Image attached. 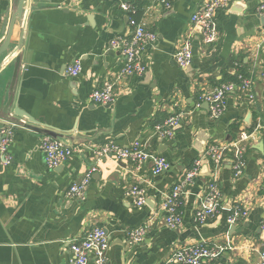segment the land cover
<instances>
[{
    "label": "crops",
    "instance_id": "crops-1",
    "mask_svg": "<svg viewBox=\"0 0 264 264\" xmlns=\"http://www.w3.org/2000/svg\"><path fill=\"white\" fill-rule=\"evenodd\" d=\"M18 1L0 0V47ZM123 3L134 13L121 10ZM263 3L230 0L213 16L217 37L208 45L191 21L203 0H172L169 11L152 0H25L0 54V128L27 119L14 130L11 163L0 161V264H71L69 244L94 227L105 228L110 238L103 264H168L176 251L196 245L229 248L203 264H260L264 130L256 127L264 125V25L257 8ZM132 18L157 37L143 55L146 72L117 82L112 106L90 104V93L115 81L122 67L120 53L109 43L131 34ZM186 40L191 59L182 69L173 56ZM76 60L82 71L69 78L65 70ZM240 74L251 80L253 101L238 88L225 97L222 115L211 119L200 98ZM180 113L172 139L154 135L156 125ZM47 134L76 149L53 170L40 150ZM239 140L244 167L234 177L231 147ZM110 141L122 147L138 141L170 167L153 176L151 162L96 163L93 153ZM210 145L230 149L218 168L203 157ZM197 161L198 177L182 188L181 223L172 230L165 223L167 198ZM90 167L96 171L84 199H67L70 185ZM213 179L221 192L219 213L199 225L194 213ZM134 185L146 191L141 207L125 196ZM237 208L247 217L228 224ZM140 227L147 229L143 241L129 246L128 234ZM95 259L93 252L87 264Z\"/></svg>",
    "mask_w": 264,
    "mask_h": 264
},
{
    "label": "built area",
    "instance_id": "built-area-1",
    "mask_svg": "<svg viewBox=\"0 0 264 264\" xmlns=\"http://www.w3.org/2000/svg\"><path fill=\"white\" fill-rule=\"evenodd\" d=\"M153 3L160 5L163 10L169 11L172 8V0H152ZM230 0H203L202 7L199 12L192 16L191 21L200 28L201 40L205 44H213L216 41L217 33L214 27L213 16L219 9H225ZM120 9L127 13H134L131 4H120ZM257 15L264 17V3L257 8ZM131 34L128 37H114L109 46L113 50H117L122 58V67L115 77V81L110 79L103 83L100 88L94 89L88 96L90 104L102 107H110L115 103L116 93L115 84L117 82L130 79L133 77H142L146 72V66L143 64V55L154 46L156 42V34L149 30L144 23L135 19H129ZM191 59L190 42L186 40L174 53L173 60L180 67L185 68ZM259 62V60H258ZM82 71L81 63L76 60L68 66L65 74L69 78L77 77ZM238 82H227L221 84L207 92L200 98L199 103H207L209 116L211 119H218L223 113L225 97L238 89L244 92L247 99L252 102L253 95L250 93L251 80L237 77ZM197 107H199V104ZM182 120V114H173L164 120L161 124L154 127V135L160 139H172L174 137L175 128L179 126ZM27 121L19 119L0 128V161L3 165L11 163V156L8 154V148L12 142L14 130L19 126H24ZM256 129L264 130V125H258ZM233 144L232 170L234 177L242 174L244 167L243 148L238 144ZM40 150L44 155L45 166L49 170H53L57 166L64 164L75 152V148L67 145L64 141L48 135L42 137ZM229 148L210 145L203 153V157L212 161L214 168L221 166L224 156L229 152ZM96 163L102 159H112L116 162L130 163L139 166L146 162H151V174L153 176L161 175L166 172L170 165L165 158L150 155L138 142H133L128 147H122L115 142H107L93 153ZM200 162L197 161L194 167L189 170L182 182L176 185L167 198L165 207L167 215L165 216L166 226L170 229H176L181 223V214L178 211L180 206L179 198L182 194V188L190 183L194 178L198 177ZM95 167H90L83 177L70 185L65 193L67 199L83 200L85 192L91 180V176L95 173ZM135 207H141L145 204L146 191L141 186H130L125 192ZM221 205V192L218 188L217 181L213 179L208 183L205 195L203 196L199 207L195 210L194 219L201 225L213 219L218 213ZM247 217V213L243 210L236 209L228 216L226 222L234 224L240 219ZM264 230V222L261 224ZM146 227H140L132 230L128 234V245H134L142 242L146 234ZM110 238L105 228L94 227L87 230L78 242L69 244V254L71 264H87L91 253L94 252L95 263L103 264L104 253L108 250ZM228 247L220 245H196L191 247H183L176 251L169 259L168 264H203L204 262L214 261L218 257L224 255L228 251ZM260 264H264V250L259 255Z\"/></svg>",
    "mask_w": 264,
    "mask_h": 264
},
{
    "label": "water",
    "instance_id": "water-1",
    "mask_svg": "<svg viewBox=\"0 0 264 264\" xmlns=\"http://www.w3.org/2000/svg\"><path fill=\"white\" fill-rule=\"evenodd\" d=\"M24 2H25V0H19L18 1L17 8H16L15 12L12 15L11 25H10L11 27L9 28L8 36H7L4 44L0 47V54H2L6 50V46H7V44L10 41L11 33H12V28H13L14 22L19 21L21 19V17H22V11H23V4H24ZM260 22L262 23V25H264V17H261ZM204 104L208 108V104L207 103H204ZM16 116H19L20 118H25L26 119V117H22L20 115H15V117ZM246 121H248V120H246ZM28 124H30V123L28 122ZM47 135L48 136H51V137H54V136H52L50 134H47Z\"/></svg>",
    "mask_w": 264,
    "mask_h": 264
},
{
    "label": "trees",
    "instance_id": "trees-1",
    "mask_svg": "<svg viewBox=\"0 0 264 264\" xmlns=\"http://www.w3.org/2000/svg\"><path fill=\"white\" fill-rule=\"evenodd\" d=\"M240 76H242L243 78H245V76H244L243 74H240ZM235 78L237 79V77H234V76H233V77H231V78H230V80H229V81H230V82H236V83H237V82H238V80H237V81H234V80H235ZM225 82H228V81H225Z\"/></svg>",
    "mask_w": 264,
    "mask_h": 264
}]
</instances>
